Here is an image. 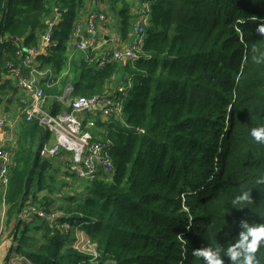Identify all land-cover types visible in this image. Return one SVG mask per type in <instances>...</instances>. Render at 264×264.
Segmentation results:
<instances>
[{
	"label": "trees",
	"instance_id": "obj_1",
	"mask_svg": "<svg viewBox=\"0 0 264 264\" xmlns=\"http://www.w3.org/2000/svg\"><path fill=\"white\" fill-rule=\"evenodd\" d=\"M102 1L0 0V102L19 99L15 71L29 74V50L52 72L38 79L52 113L67 98L127 87L121 117L92 129L114 166L106 179L77 177L69 159L42 155L51 134L21 115L5 145L2 239L21 264H203L193 250L226 249L241 220H264V145L250 136L264 125V0H139L149 4L139 57L99 65L107 55L74 45L78 19L106 10L127 39L136 18L126 0ZM245 190L252 202L232 205ZM29 204L53 218L22 217ZM75 227L93 253L71 246ZM258 255L264 264V248Z\"/></svg>",
	"mask_w": 264,
	"mask_h": 264
},
{
	"label": "built area",
	"instance_id": "obj_2",
	"mask_svg": "<svg viewBox=\"0 0 264 264\" xmlns=\"http://www.w3.org/2000/svg\"><path fill=\"white\" fill-rule=\"evenodd\" d=\"M101 8H105L102 6ZM148 6L145 3H137V8H134L133 13L136 18L132 22V41L127 42L124 46L120 45L113 37L102 38L98 34L100 22L110 21V16L106 15V10H93L84 15L83 22H76L72 36L74 37V45L79 50L93 49L98 50L101 46L109 45V54L106 58H101L99 65L106 60L115 61H134L139 57L141 43L145 37V27L148 19ZM84 33L86 36H84ZM50 41L49 31L41 35L40 47H43ZM34 50H29L28 55L24 60V65L29 69V74L23 76L19 70H16L17 86L25 93L28 98L21 97L22 113L26 120H36L37 124L42 128L43 136L46 132L51 134L48 141L52 144L47 145V141L43 140L40 152L49 154V156H60L61 152L64 155L70 154L68 166L77 177L92 179L95 177L108 178L114 173V166L109 157L107 144L102 142L93 134L92 129L84 128L83 113H90L94 116L99 115L103 120L113 117V112L116 111L121 117V105L123 96L126 93L124 86H118L115 89H110L107 92L100 94H92L90 96H73L67 98L72 87L68 86L63 93V98L66 99V107L58 113H52L50 109L45 108L46 97L42 86L39 84V78L46 75L50 78V70L41 68L39 63L32 61ZM47 82V81H46ZM122 95V96H120ZM102 121V120H101ZM96 123V122H95ZM91 124V123H90ZM7 125V120L0 116V128ZM88 127L89 124H87ZM97 126H92L93 128ZM143 132V131H142ZM5 140L0 142V189L3 191L8 184L9 169L12 164V156L5 148ZM68 158V157H67ZM104 170H103V169ZM101 169L104 171L102 175ZM105 176V177H100ZM6 206L2 202L0 210V225L4 224ZM32 213H38L40 216L48 217L50 220L54 214H44L34 205H27L21 214L26 217ZM3 232L0 233V246ZM96 255V253H95ZM19 261H22L21 256H17ZM27 261V260H26ZM0 264H6L0 253Z\"/></svg>",
	"mask_w": 264,
	"mask_h": 264
},
{
	"label": "clouds",
	"instance_id": "obj_3",
	"mask_svg": "<svg viewBox=\"0 0 264 264\" xmlns=\"http://www.w3.org/2000/svg\"><path fill=\"white\" fill-rule=\"evenodd\" d=\"M260 31L264 33V29ZM84 36H86L85 33ZM250 136L256 143L264 145V125L252 128ZM257 183L264 184V176L258 178ZM250 192L245 190L235 196L231 201L232 205L251 203ZM239 228L238 235L232 239L231 245L226 249L218 243L215 246L193 250V255L202 258L203 264H262V258L258 252L264 248V220L255 223L241 220Z\"/></svg>",
	"mask_w": 264,
	"mask_h": 264
},
{
	"label": "rangeland",
	"instance_id": "obj_4",
	"mask_svg": "<svg viewBox=\"0 0 264 264\" xmlns=\"http://www.w3.org/2000/svg\"><path fill=\"white\" fill-rule=\"evenodd\" d=\"M137 1H139V0H137ZM102 2H103L102 6H107L108 5L106 0L102 1ZM132 2H134V1H132ZM139 2L143 3L142 1H139ZM144 2H146V1H144ZM110 24L116 25V24L113 23L112 18H111V22L107 21V23L105 24V27L109 28ZM130 31H132V23H131ZM112 34H113V39L115 41H117L122 46L127 44V42L132 41L130 39V37H128L127 39H123V38H121V36L118 33H112ZM131 62H133V61H131ZM67 70L68 69H66L64 71V73H66ZM49 74H50V77H51L52 72H50ZM48 82H49V79H48ZM120 96H122V95H120ZM13 102H15V101H13ZM45 108L48 109V105H45ZM20 111H21V109L18 110L17 108L15 110H12V108L10 106L8 113H6V112H0V113L6 114L8 116V118L11 119V120H13V119L17 120V119H19V116L22 113V111H21V113H20ZM113 115H114V118H119V115H118V113L116 111L113 112ZM82 117L84 118V128L85 129H93L92 126L96 125L95 122H96L97 119L103 120L101 116H99V115L94 116V115H92L90 113L89 114L88 113H83ZM10 123L11 122L7 121V125H6V127H5V129L3 131V137H4V140L6 141V143L7 142L11 143L13 141L12 139H13L14 133H15V127H12L13 125H11ZM87 124H89L90 127H88ZM43 140L47 141V145L52 144V141H53V139H52L51 142L48 141L47 139H43ZM67 157L71 161V155L67 154ZM102 169H101V173L103 175L104 174V171H103L104 169L103 170ZM100 177H105V176H100ZM0 210H1V203H0ZM5 229L7 230L8 228L4 227V224L0 225V233L2 231H4ZM89 243H90V241L87 238L85 232L83 230L79 229L78 227H75L74 228V235H73V237L70 240L71 246H73L78 251H81V252H84V253H93L94 245H90ZM9 259L12 260V262L10 261L11 264H18L17 262H19V260L17 259V256H15L14 258H9ZM4 261H5V259H4ZM23 261H26V260H22L19 264H21ZM78 264H80V263H78ZM81 264H84V263H81ZM89 264H97V263L92 261V262H89ZM102 264H105V263H102Z\"/></svg>",
	"mask_w": 264,
	"mask_h": 264
},
{
	"label": "crops",
	"instance_id": "obj_5",
	"mask_svg": "<svg viewBox=\"0 0 264 264\" xmlns=\"http://www.w3.org/2000/svg\"><path fill=\"white\" fill-rule=\"evenodd\" d=\"M126 1L129 3L130 12L133 13L134 8H137V3L139 1H137V0H126ZM132 1H134V2H132ZM83 18H84V16H82V17H80L78 19V21H80L81 24H84ZM112 20H113V23L116 24V25L110 24L109 25V28L105 27V24H106L105 22H100L99 23L100 28H99L98 34H99L100 37H102V38L111 37L112 33H118V31H117V28H118L117 27V21H115L114 19H112ZM109 22H111V20ZM130 39H132V36H130ZM97 51L100 54L102 53L104 55H108L109 54V45L108 44L103 45ZM120 85H121V83L120 84H117L113 88L110 87V89L111 90L112 89H115V88H117ZM21 97L28 98V96L25 93H23L22 91L20 93V97H19L18 100L16 99V97H12L11 100L6 97L5 98V101H4L6 103L0 102V112H6V113H8L10 106H11L12 110H15L16 108L18 110L19 109L22 110V105L20 103ZM13 101H15V102H13ZM20 113H21V111H20ZM21 115H22V113L20 114L19 119H17V120H15V119L11 120V119L8 118V116L6 114L0 113V116L3 117V118H5L7 121L11 122L10 124L13 125L12 127H15V128L17 127L18 122L20 121ZM4 129H5V127L4 128H0V142H2L4 140V137H3V131H4ZM5 143H6V141H5ZM60 158L64 159V161H67L68 160L67 154L64 155L63 152H61ZM8 233H9V231H8ZM10 246H11V242H10L9 238L8 237H4V239H2V241H1L0 253H1L3 259H5L7 257V260L5 259L6 264H11L10 261L12 262V260H10L9 258H14L16 256V254L14 252H12V253L9 252V249L11 248ZM17 263L19 264L20 261L17 262Z\"/></svg>",
	"mask_w": 264,
	"mask_h": 264
},
{
	"label": "water",
	"instance_id": "obj_6",
	"mask_svg": "<svg viewBox=\"0 0 264 264\" xmlns=\"http://www.w3.org/2000/svg\"><path fill=\"white\" fill-rule=\"evenodd\" d=\"M54 27H55V25H52V26H51V29L54 28ZM42 155H44V156H49V154H44V153H42Z\"/></svg>",
	"mask_w": 264,
	"mask_h": 264
},
{
	"label": "bare ground",
	"instance_id": "obj_7",
	"mask_svg": "<svg viewBox=\"0 0 264 264\" xmlns=\"http://www.w3.org/2000/svg\"><path fill=\"white\" fill-rule=\"evenodd\" d=\"M145 4H147V6H149V4L147 2H144ZM122 106V105H121Z\"/></svg>",
	"mask_w": 264,
	"mask_h": 264
}]
</instances>
